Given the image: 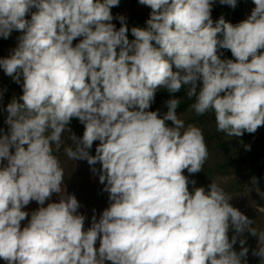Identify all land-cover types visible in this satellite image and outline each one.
Returning <instances> with one entry per match:
<instances>
[{"label":"clouds","instance_id":"clouds-1","mask_svg":"<svg viewBox=\"0 0 264 264\" xmlns=\"http://www.w3.org/2000/svg\"><path fill=\"white\" fill-rule=\"evenodd\" d=\"M138 2L151 11L129 41L126 16L111 12L119 0H0V37L22 33L0 58V69L22 88L6 106L7 132L0 129L6 264H247L246 240L233 249L245 231L258 237L252 254L264 264V230L217 183L190 191L196 182L184 170L201 172L209 151L202 129L185 125L173 98L186 88L190 110L214 113L217 131L229 137L264 126V0H253L247 19L232 24L221 16L215 26L216 0ZM220 49L234 59H221ZM161 89L170 94L163 116L149 110ZM73 118L84 125L82 137L68 127ZM65 133L67 157L86 160L93 173L99 163L109 194V206L86 230L54 154ZM251 184L264 198L257 177ZM53 194L58 202L46 204ZM32 201L40 206L28 219L23 209Z\"/></svg>","mask_w":264,"mask_h":264},{"label":"trees","instance_id":"trees-1","mask_svg":"<svg viewBox=\"0 0 264 264\" xmlns=\"http://www.w3.org/2000/svg\"><path fill=\"white\" fill-rule=\"evenodd\" d=\"M131 1L138 0H119L118 6H114L111 8L113 16L115 17L117 14H121V12L125 10L127 5ZM35 11L37 10L34 8L26 15L25 18L30 20L31 13ZM150 11L151 10L140 11L137 13H127V16L130 17L127 22V27L129 29L127 33L128 39L132 38V27H146V21L149 18ZM221 16H223L225 21L232 24H237L240 21L247 19L248 13L246 10V0H237V6L234 9L228 5H221L212 10L211 17L213 20V26H215V23ZM112 23L116 25L117 29L121 26L120 22L116 19H114ZM20 35H22L21 32L13 31L8 39L0 37V58H5L10 55L11 50L17 46L18 37ZM78 42L79 40L77 39L73 42V44L75 45ZM220 53H222V59H234L230 50L220 49ZM0 90L3 91V98L2 101H0V129H3L5 132H7L8 125L5 123L7 117L6 106L11 102L13 97H16L18 99L19 96L22 95V88L19 84L15 83L11 77L5 75L2 69H0ZM186 91V88H182L180 92L176 93L173 97L180 100V105L177 109V113L178 115L187 114L188 122H191L202 129L209 151V157L205 162L203 170L201 172L192 175H189L188 172L184 174L189 177V180H195L196 182L195 185H189L190 191L193 187H204L207 190L208 185H210L214 181L228 195L230 192L235 190L238 185L237 182L234 179H229L225 183H221L217 181V178H223L232 173H238L240 168L246 164H250L258 171L260 170L263 173L262 175L264 176V143H261L264 140V126L259 127L256 131L260 132V138H252L253 134H249L247 132H245L241 138L229 137L225 133L217 131L214 119L215 116L212 112H208L203 116H197L192 110H190V105L194 103V98L189 99L186 95ZM168 99H170V94L166 91V89L158 90L155 94L154 102L157 105L156 110H159L161 116H163V114L167 112L165 102ZM68 127L72 132L75 133L77 137H82L84 132V125L77 118H73ZM238 139H241V150L237 151L234 154H230L214 163L210 161L211 154L216 149L228 150L230 141H235L237 143ZM98 144L99 141L93 143L92 148L89 149L90 155H95V149ZM68 145H72V141L70 139H64V144H62L60 151L55 152L54 154L59 158L61 167L64 169V183L67 187V192L76 196L77 200L80 203L78 213L86 217L84 225L86 230L90 226L91 218L94 214L96 215L97 219H99L100 214L106 207L105 202L109 201V194L102 190L104 186L91 183L87 176V169L85 168V164L87 163L86 160L74 161L67 157L64 152V148ZM246 145H250V150H246ZM95 167L99 171L101 165L97 163ZM48 202L49 201H47L46 204ZM32 203L36 205L33 209L40 206L35 201H32ZM239 211L254 222V216L252 215V213H249L245 210ZM26 225L27 222L25 221L22 224V227ZM252 226L254 227V225ZM228 235L229 239L231 240V237L235 235V230L230 228ZM240 239L246 240L244 246L249 250L246 258L247 264H260L259 257H256L252 254L253 250L257 248V246L253 244V241L258 240V237L252 240L251 234L248 231H245L242 235L238 236L237 243L233 246V249L236 252H239L241 250V245L239 244ZM96 246H99V242H97ZM0 264H6V262L3 259H0Z\"/></svg>","mask_w":264,"mask_h":264},{"label":"rangeland","instance_id":"rangeland-1","mask_svg":"<svg viewBox=\"0 0 264 264\" xmlns=\"http://www.w3.org/2000/svg\"><path fill=\"white\" fill-rule=\"evenodd\" d=\"M219 6H221V4L219 3V0H216V3L213 5V10ZM254 7H255V4H254L253 0H246V10H247L248 16L251 14V11ZM33 9L34 8H32L30 11H32ZM148 10H150V8H148L147 6L140 5L138 1H131L127 5L125 10L121 12V14L126 16V18H127L126 23H127L128 20L130 19V17L127 16V13H129V12L137 13L140 11H148ZM133 39H134V36L132 35V38L129 40L131 41ZM221 59H222V56H221ZM156 109H157V105L155 102H153L151 104V107L149 110L155 111ZM213 115H214V113H213ZM179 117L185 121L186 126L188 124H193L191 122H188L187 114L179 115ZM166 123L169 126H172L171 121H167ZM215 125H216V121H215ZM241 137L242 136H240L239 138H241ZM257 137L258 138L261 137L260 132H255L252 135V138H257ZM64 139H66V140L68 139L67 133L64 134ZM240 142H241V139H238L237 143L235 141H230L228 150L216 149L211 154L210 161L212 163H214L220 159L225 158L226 156H228L230 154H234L237 151L241 150V148H240L241 143ZM261 143H264V140ZM85 168L87 169V176H88V178L92 184L104 186L99 182V171H97V173H93L91 171L92 167L88 163L85 164ZM186 173H187V170H184L183 174H186ZM262 174L263 173L260 170L258 171L256 168L252 167L250 164H246L240 168L238 173H232L226 177H223V178L218 177L217 178V181H219L221 183H225L229 179H234L237 182L238 185L235 188V190L228 194V196H230L232 198L230 200V203L232 206L238 208L239 210H245V211H248L249 213H252V215L254 216L253 225L258 231L264 230V198H261L257 194V192L255 191V188L251 184V178L253 176L258 178V187L260 188V190L262 192H264V176ZM66 190H67V187H66ZM49 202H58V195L53 194L52 200ZM109 203H110L109 201L105 202V205H106L105 208H107L109 206ZM34 206H36V205H34L32 202H30V204L28 206H26L25 209H23L24 211H27L29 213L28 219H30L31 212L37 209V208L33 209ZM28 219L25 220L27 223H28ZM25 221H22L21 225ZM251 238L253 240L256 237L251 235ZM253 244L255 246H257L258 240L253 241ZM109 264H110V262H109Z\"/></svg>","mask_w":264,"mask_h":264}]
</instances>
